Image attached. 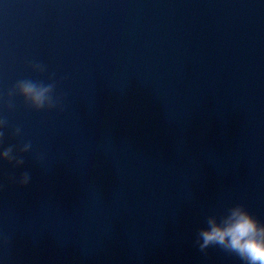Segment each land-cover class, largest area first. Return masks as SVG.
I'll return each instance as SVG.
<instances>
[{
    "label": "water",
    "instance_id": "1",
    "mask_svg": "<svg viewBox=\"0 0 264 264\" xmlns=\"http://www.w3.org/2000/svg\"><path fill=\"white\" fill-rule=\"evenodd\" d=\"M22 79L61 107L7 109ZM3 117L0 264H244L196 240L264 223V0H0Z\"/></svg>",
    "mask_w": 264,
    "mask_h": 264
},
{
    "label": "clouds",
    "instance_id": "2",
    "mask_svg": "<svg viewBox=\"0 0 264 264\" xmlns=\"http://www.w3.org/2000/svg\"><path fill=\"white\" fill-rule=\"evenodd\" d=\"M36 72H43L44 66L40 63L31 64ZM57 87L55 81L43 83L31 79L17 81L6 93L5 107L11 109L13 97H20L23 103L34 111L53 110L61 107V98L54 94ZM9 127L7 117L0 118V143ZM22 129L19 126L11 129L12 136H20ZM32 149L30 141L20 146L9 145L0 151V161L12 167L24 164V154ZM38 159V158H37ZM31 176L23 172L16 179V183L23 187L30 182ZM196 243L201 251L211 246L234 253L244 264H264V223H260L241 204L227 209V214L219 217H206V227L198 229Z\"/></svg>",
    "mask_w": 264,
    "mask_h": 264
}]
</instances>
